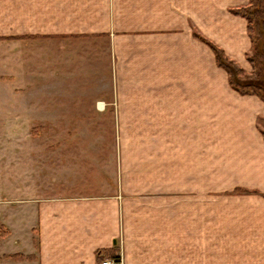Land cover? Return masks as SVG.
<instances>
[{"label": "crops", "instance_id": "0c3cea01", "mask_svg": "<svg viewBox=\"0 0 264 264\" xmlns=\"http://www.w3.org/2000/svg\"><path fill=\"white\" fill-rule=\"evenodd\" d=\"M95 2L68 15L94 18L91 29L29 36L82 43L108 38L107 46L91 47L111 74L99 84L104 98L93 108L125 122L126 148L136 138L141 177L156 187L157 211L140 220L142 241L156 239L149 261L264 264V102L233 90L211 47L196 38L250 74L248 24L234 13L249 0ZM82 113L79 108L76 115ZM33 206L37 220L26 256L37 246L36 258L14 264H98V256L113 251L120 260L118 246L132 226L128 202L72 195Z\"/></svg>", "mask_w": 264, "mask_h": 264}, {"label": "rangeland", "instance_id": "374dc122", "mask_svg": "<svg viewBox=\"0 0 264 264\" xmlns=\"http://www.w3.org/2000/svg\"><path fill=\"white\" fill-rule=\"evenodd\" d=\"M95 5L92 0H0V228L10 232L0 233V264H14L7 256L32 253L35 200L72 195L128 202L132 226L118 246L120 264H154L149 260L156 239L142 241L140 220L157 211L156 187L141 177L139 154L132 150L136 138H129L131 150L126 148L125 122L93 108L104 98L99 87L111 76L108 63L97 60L94 41L16 39L68 28L87 31L94 18L68 15ZM94 43L107 46L108 38ZM79 108L87 113L76 115ZM259 125L264 130V120Z\"/></svg>", "mask_w": 264, "mask_h": 264}, {"label": "trees", "instance_id": "16d2710c", "mask_svg": "<svg viewBox=\"0 0 264 264\" xmlns=\"http://www.w3.org/2000/svg\"><path fill=\"white\" fill-rule=\"evenodd\" d=\"M234 13L243 17L247 21V29L252 41V53L248 56V61L252 67V72L246 73L237 64L226 57L224 52L207 42L200 35L196 34V38L207 43L215 54L218 67L224 69L229 76V84L233 90L242 96L255 95L264 102V0H249V5ZM48 37L27 36L16 39H37ZM0 228L2 236H9V230L3 231ZM116 251L105 252L103 256H98V264L106 258H114ZM14 262L33 261V256H24L21 254H13L7 256Z\"/></svg>", "mask_w": 264, "mask_h": 264}, {"label": "built area", "instance_id": "2783aa9c", "mask_svg": "<svg viewBox=\"0 0 264 264\" xmlns=\"http://www.w3.org/2000/svg\"><path fill=\"white\" fill-rule=\"evenodd\" d=\"M101 264H120V261L119 259H112V260L103 261Z\"/></svg>", "mask_w": 264, "mask_h": 264}]
</instances>
